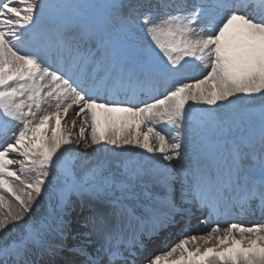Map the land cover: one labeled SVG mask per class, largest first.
<instances>
[{
  "label": "snow or ice",
  "instance_id": "6c2138e0",
  "mask_svg": "<svg viewBox=\"0 0 264 264\" xmlns=\"http://www.w3.org/2000/svg\"><path fill=\"white\" fill-rule=\"evenodd\" d=\"M74 200L72 264H264L222 219L264 214V0H0V264H56Z\"/></svg>",
  "mask_w": 264,
  "mask_h": 264
},
{
  "label": "rangeland",
  "instance_id": "374dc122",
  "mask_svg": "<svg viewBox=\"0 0 264 264\" xmlns=\"http://www.w3.org/2000/svg\"><path fill=\"white\" fill-rule=\"evenodd\" d=\"M246 107H250V106H246ZM49 110L51 111V109H49ZM81 151H83V149H81ZM135 151H138V150H135ZM87 157H90V158L94 159L96 157V153H94L91 150H89L87 152ZM128 159L135 160L136 157L129 156ZM77 163H79V161ZM87 202L91 203L92 205L98 206V202H96V201H87ZM74 203L80 205V201L79 200H74ZM49 204H50L49 197H48L47 194H45L44 198L40 201V204L34 210V216L36 218H39L47 210V208L49 207Z\"/></svg>",
  "mask_w": 264,
  "mask_h": 264
},
{
  "label": "bare ground",
  "instance_id": "6f19581e",
  "mask_svg": "<svg viewBox=\"0 0 264 264\" xmlns=\"http://www.w3.org/2000/svg\"><path fill=\"white\" fill-rule=\"evenodd\" d=\"M71 119H72V116L71 115H69L68 117H67V120L70 122L71 121ZM138 151H140V150H138ZM137 151V152H138ZM87 204H85V209H87ZM93 206H95V205H93ZM74 208H75V212L73 213V221H74V223H73V225H72V227H71V231H70V234H69V236H68V239H67V241H66V244H68L69 246H70V244H71V240L73 239V235H75V233H76V230H77V228H78V225L75 223V221H76V219H77V217H78V214H80V206H77V205H75L74 204ZM73 229V230H72ZM73 240H75V241H79L78 239H73ZM162 251V250H161ZM160 251V252H161ZM63 253H62V255H64V254H68V249H66V250H64V251H62ZM65 252V253H64ZM74 256V254H73V252L71 251V253H69V256ZM58 258V256H56L55 257V259H57Z\"/></svg>",
  "mask_w": 264,
  "mask_h": 264
}]
</instances>
